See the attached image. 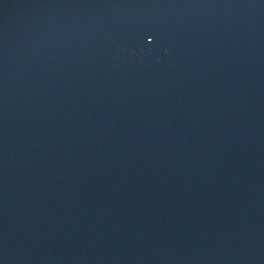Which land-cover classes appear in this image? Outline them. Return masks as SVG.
<instances>
[{
  "label": "water",
  "instance_id": "95a60500",
  "mask_svg": "<svg viewBox=\"0 0 264 264\" xmlns=\"http://www.w3.org/2000/svg\"><path fill=\"white\" fill-rule=\"evenodd\" d=\"M0 264H264V0H0Z\"/></svg>",
  "mask_w": 264,
  "mask_h": 264
}]
</instances>
